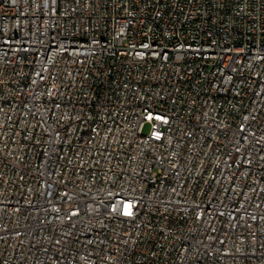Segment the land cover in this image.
<instances>
[{
  "label": "built area",
  "instance_id": "built-area-1",
  "mask_svg": "<svg viewBox=\"0 0 264 264\" xmlns=\"http://www.w3.org/2000/svg\"><path fill=\"white\" fill-rule=\"evenodd\" d=\"M0 264H264V0H0Z\"/></svg>",
  "mask_w": 264,
  "mask_h": 264
}]
</instances>
